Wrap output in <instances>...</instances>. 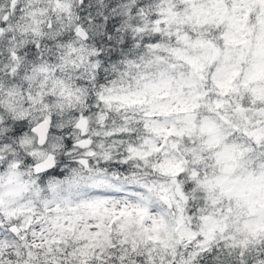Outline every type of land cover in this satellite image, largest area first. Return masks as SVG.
<instances>
[{
    "label": "snow or ice",
    "instance_id": "1",
    "mask_svg": "<svg viewBox=\"0 0 264 264\" xmlns=\"http://www.w3.org/2000/svg\"><path fill=\"white\" fill-rule=\"evenodd\" d=\"M0 264H264V0H0Z\"/></svg>",
    "mask_w": 264,
    "mask_h": 264
}]
</instances>
